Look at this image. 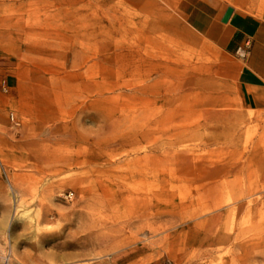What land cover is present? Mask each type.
I'll list each match as a JSON object with an SVG mask.
<instances>
[{
  "label": "rangeland",
  "instance_id": "obj_1",
  "mask_svg": "<svg viewBox=\"0 0 264 264\" xmlns=\"http://www.w3.org/2000/svg\"><path fill=\"white\" fill-rule=\"evenodd\" d=\"M158 6L0 0V264H264V113Z\"/></svg>",
  "mask_w": 264,
  "mask_h": 264
},
{
  "label": "crops",
  "instance_id": "obj_2",
  "mask_svg": "<svg viewBox=\"0 0 264 264\" xmlns=\"http://www.w3.org/2000/svg\"><path fill=\"white\" fill-rule=\"evenodd\" d=\"M165 10L203 44L206 64L203 78L230 85L237 91V101L245 110L264 113V11L260 15L238 10L225 0H160ZM232 13L221 20L227 8ZM158 6L159 16L166 13ZM247 44L245 58L237 50ZM4 69L0 66V72ZM8 83L18 90V76ZM226 98V94L221 93ZM18 105L21 97L17 95Z\"/></svg>",
  "mask_w": 264,
  "mask_h": 264
},
{
  "label": "built area",
  "instance_id": "obj_3",
  "mask_svg": "<svg viewBox=\"0 0 264 264\" xmlns=\"http://www.w3.org/2000/svg\"><path fill=\"white\" fill-rule=\"evenodd\" d=\"M247 49H248L247 44H245V46H244L243 48H239V49L237 50V55H238V57L241 58V59L245 58L246 55H247V51H248ZM11 120H12V121L14 120L13 115H11Z\"/></svg>",
  "mask_w": 264,
  "mask_h": 264
},
{
  "label": "water",
  "instance_id": "obj_4",
  "mask_svg": "<svg viewBox=\"0 0 264 264\" xmlns=\"http://www.w3.org/2000/svg\"><path fill=\"white\" fill-rule=\"evenodd\" d=\"M232 8H227L226 9V11H225V14H224V16H223V18H222V20H221V22L222 23H226L227 22V20L229 19V17H230V15H231V13H232Z\"/></svg>",
  "mask_w": 264,
  "mask_h": 264
},
{
  "label": "bare ground",
  "instance_id": "obj_5",
  "mask_svg": "<svg viewBox=\"0 0 264 264\" xmlns=\"http://www.w3.org/2000/svg\"><path fill=\"white\" fill-rule=\"evenodd\" d=\"M262 6V5H261Z\"/></svg>",
  "mask_w": 264,
  "mask_h": 264
}]
</instances>
